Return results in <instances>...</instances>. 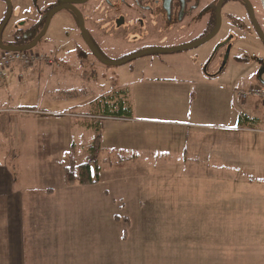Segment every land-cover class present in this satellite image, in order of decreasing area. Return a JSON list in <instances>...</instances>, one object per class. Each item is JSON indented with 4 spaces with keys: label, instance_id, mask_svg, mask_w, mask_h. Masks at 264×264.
<instances>
[{
    "label": "rangeland",
    "instance_id": "1",
    "mask_svg": "<svg viewBox=\"0 0 264 264\" xmlns=\"http://www.w3.org/2000/svg\"><path fill=\"white\" fill-rule=\"evenodd\" d=\"M252 1L259 20L264 0ZM236 2L221 8L211 40L172 53L185 63L163 73L145 56L106 64L61 45L29 49L50 64L8 69L2 107L12 109L13 119L0 133V158L10 154L6 166L11 174L16 168L15 188L26 191L24 264H253L264 253V215L251 214L263 216L259 225L243 222L247 207L264 206V104L236 93L264 85V43L251 29L241 48L199 56L195 68L186 65L191 59L185 53L220 40L227 13L242 8ZM62 14L55 30L63 26ZM132 49L102 48L108 61ZM119 101L129 115L99 110ZM240 114L250 119L242 126ZM20 117L38 120L29 135L41 137L40 148L33 141L22 147L21 131L32 123ZM97 133L98 181L67 185L62 167L69 157L87 161ZM47 187L54 190L48 198Z\"/></svg>",
    "mask_w": 264,
    "mask_h": 264
},
{
    "label": "flooded vegetation",
    "instance_id": "2",
    "mask_svg": "<svg viewBox=\"0 0 264 264\" xmlns=\"http://www.w3.org/2000/svg\"><path fill=\"white\" fill-rule=\"evenodd\" d=\"M0 1L3 3V10L2 8L0 10L2 14L0 47L50 48L61 45L63 48H76L77 54V50L80 49L89 57L91 55L97 57L90 50L95 48L104 59L107 58L102 48H133L115 57L116 60H110L118 61L117 59H124L146 49L182 47L208 37L215 29L218 20L219 31L221 8L226 4L228 6L231 0H222L219 19L217 7L220 0ZM236 1H238L237 6L241 5L242 8L238 9V12L230 9L227 13L226 31L221 35L220 40L212 47L205 46L199 52L191 53L192 57L191 54L185 53V56L191 59L186 65L198 67L196 61L199 56L206 57L211 53L213 58L220 49L225 48L226 53L229 54L234 48H241L247 35L251 34V29L264 43V16H261L260 21L257 19V9L252 0ZM16 2L20 5L15 7ZM60 14H62L60 21L63 26L60 30H55V23ZM200 26L204 27L203 31L193 36ZM4 34L8 38L6 42L2 41ZM37 36L39 38L35 41ZM172 36L173 38L170 39ZM184 36L188 39H182ZM179 38L181 39L177 40ZM197 46L199 45L188 48ZM81 48H88V52ZM174 52L176 51L168 54ZM154 54L155 52H152L140 57L148 58L146 63L150 66L158 63L175 68L185 63L181 58H171L177 55L166 54L167 56L161 58ZM208 64L204 67L206 72ZM202 69L203 66L200 70Z\"/></svg>",
    "mask_w": 264,
    "mask_h": 264
},
{
    "label": "crops",
    "instance_id": "3",
    "mask_svg": "<svg viewBox=\"0 0 264 264\" xmlns=\"http://www.w3.org/2000/svg\"><path fill=\"white\" fill-rule=\"evenodd\" d=\"M158 65L159 69L156 71L157 73H163L164 69H170L168 66ZM189 67L195 68L194 65ZM150 68L153 69V64ZM19 71L21 70L18 69L15 72L18 79L20 78L18 75ZM8 72L9 71H7V73ZM4 81L0 82V133H4L6 129H10L11 120L13 119L10 115L12 109H10V107H7L6 109L2 107L5 104L4 97H7V94L2 86ZM2 113H6V115ZM20 121L23 123H26V121L32 123L31 127H24L21 131L22 134L20 136V140L22 142V147H24L25 144H28L29 141H33L35 143L33 145L36 148H40L42 145L41 137H38L37 135H35V137L33 135H29V130L34 133L37 129L39 123L38 120L34 118L28 119L20 117ZM9 155L10 154H5L4 158H0V264L1 260L6 261L8 264H24V258L27 250V234L24 226V195H26V191H22L21 189L16 190L15 188V184L12 180V174L6 166L7 159H10ZM262 160H264V156L262 157ZM259 179V193L261 196H264V173L260 174ZM43 192L46 193L45 197L48 198L53 195L54 190L51 187H47L46 189H43ZM36 208L38 209V207ZM250 209H252V207H247V210ZM253 209L257 210H245L247 214L243 217L244 226L251 225L252 220L254 224L259 225L257 219L261 218L263 220L262 215H264V206H259L258 208L255 207ZM252 213H261L262 215L251 216ZM263 255L264 253L260 252L258 257H256V260L254 259L252 261L253 264H264V258H260L263 257Z\"/></svg>",
    "mask_w": 264,
    "mask_h": 264
},
{
    "label": "trees",
    "instance_id": "4",
    "mask_svg": "<svg viewBox=\"0 0 264 264\" xmlns=\"http://www.w3.org/2000/svg\"><path fill=\"white\" fill-rule=\"evenodd\" d=\"M99 110H102L106 116H115V117H122L123 114H130V110L128 107L125 106V103L123 101L119 102H108L105 103V107L101 109L99 107ZM248 116L240 114L238 116V124L240 126L245 125V121L250 120L247 118ZM93 126H96V124H92ZM100 149V135L97 133L88 147L89 152V159L83 163H76L75 159L72 157H69V161L67 164H65L62 167L64 181L67 185H74V184H80V185H91L95 184L98 181V173H99V167L97 165V156ZM15 157V156H14ZM92 163L95 166H92ZM94 167V168H93ZM16 168L14 167L12 169V180L15 184L17 182V175L15 172ZM94 171V174H93ZM93 175H95L93 177ZM116 220H119L120 218L118 216H115ZM126 222L128 219L126 217L123 218Z\"/></svg>",
    "mask_w": 264,
    "mask_h": 264
},
{
    "label": "built area",
    "instance_id": "5",
    "mask_svg": "<svg viewBox=\"0 0 264 264\" xmlns=\"http://www.w3.org/2000/svg\"><path fill=\"white\" fill-rule=\"evenodd\" d=\"M41 62H46V64L51 63L44 55L32 50L10 51L0 49V82L6 79V72L11 66L27 68L36 63L40 64ZM236 93L237 97L242 101L256 98L257 101L264 104V85L259 84L251 86L246 90H237Z\"/></svg>",
    "mask_w": 264,
    "mask_h": 264
},
{
    "label": "water",
    "instance_id": "6",
    "mask_svg": "<svg viewBox=\"0 0 264 264\" xmlns=\"http://www.w3.org/2000/svg\"><path fill=\"white\" fill-rule=\"evenodd\" d=\"M221 2L222 0L219 1L218 3V19H219V9H220V5H221ZM251 16H252V12H251ZM6 21V20H5ZM4 21V22H5ZM219 20H218V23L215 27V29L213 30V32L206 38L194 43V44H190V45H186V46H182V47H176V48H150V49H146V50H143V51H140L136 54H133L132 56H129V57H126L122 60H118V61H108L106 59H104L98 52L95 48H90V50L99 58L100 61H102L103 63H106V64H118V63H122V62H126V61H130L132 59H135L137 57H140L142 55H145V54H148V53H152V52H173V51H180V50H183V49H187L188 47H191V46H196V45H200V44H203L205 41H207L209 38H211L213 35L216 34V32L218 31V28H219ZM263 36V35H262ZM39 38V36H37V38L35 39V41ZM263 39H264V36H263ZM34 41V42H35ZM0 49L2 50H10V51H22V50H29L31 48H25V47H0Z\"/></svg>",
    "mask_w": 264,
    "mask_h": 264
}]
</instances>
